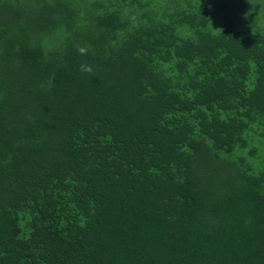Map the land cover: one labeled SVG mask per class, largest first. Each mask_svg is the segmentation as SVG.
I'll use <instances>...</instances> for the list:
<instances>
[{"label": "trees", "instance_id": "obj_1", "mask_svg": "<svg viewBox=\"0 0 264 264\" xmlns=\"http://www.w3.org/2000/svg\"><path fill=\"white\" fill-rule=\"evenodd\" d=\"M0 264H264V0H0Z\"/></svg>", "mask_w": 264, "mask_h": 264}, {"label": "clouds", "instance_id": "obj_2", "mask_svg": "<svg viewBox=\"0 0 264 264\" xmlns=\"http://www.w3.org/2000/svg\"><path fill=\"white\" fill-rule=\"evenodd\" d=\"M132 19L134 20L135 17H132ZM76 50L82 56L87 55L89 53V51L91 50V46L88 45L87 43H85L84 45H77ZM80 71L84 72V73H90L91 74V73H93V68H92V66H90L87 63H82L80 65Z\"/></svg>", "mask_w": 264, "mask_h": 264}]
</instances>
